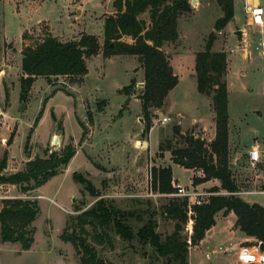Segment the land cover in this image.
Returning <instances> with one entry per match:
<instances>
[{
  "label": "rangeland",
  "instance_id": "obj_1",
  "mask_svg": "<svg viewBox=\"0 0 264 264\" xmlns=\"http://www.w3.org/2000/svg\"><path fill=\"white\" fill-rule=\"evenodd\" d=\"M115 1L0 0L1 152L8 151L12 169L22 171L27 162L36 157L47 159L54 153L59 156L69 145L76 150L85 143L83 148L86 150V153L79 150L68 168L63 173L65 167L60 168L40 190L24 194L20 186L0 184V199L30 198L37 200L40 206V214L34 223L36 234L32 248L20 252L14 246L16 244L3 246L0 242V264H80L72 244L62 239L65 229L71 233L73 219L109 192H115L117 198L105 197L107 200H112L119 209L133 213L134 218L129 219L128 224L135 235L153 218L157 224L155 232L164 241L174 232L176 223L164 215V208L170 198L177 196L151 193L149 174L152 167L171 165L174 179L188 190L192 186L196 192L203 193L206 202L212 196L228 195L213 183H191L192 177L203 178V175H193L192 170L171 163L172 154L166 150L169 143L174 149L184 146L183 139L174 135L175 127H179L183 135L191 134L207 144L215 138L216 124L214 131L213 127L205 130L199 124L191 126V119L202 115L207 102L213 107L212 96L198 92L195 61L214 32L216 21L223 16L216 0H198L196 5L191 0L192 12L181 15L178 21V41L164 45L163 50L180 82L169 93L165 110L151 111L153 127L148 135L144 134V115L138 99L144 88L141 85L144 84V70L137 57L104 58L100 53L88 60V73L82 81L65 77L50 81L38 78L28 99L21 101L25 47L34 46L49 35L62 42H71L78 41L84 34L95 35L103 45L105 19L116 13ZM234 3L233 19L237 18V21L232 19L224 30L216 33L213 51L225 52L228 57L225 80L230 100L229 126L232 139L243 151L235 158L230 155L231 164L238 163L237 167L230 164V168L239 190L236 196L242 198L255 187L258 191L264 190V178L260 176L264 165H261L263 171L253 170L246 153L253 144L259 145V151L264 152V25H249L247 0H234ZM260 5L264 9V0H260ZM140 19L150 24L148 12ZM243 28L250 41L242 42ZM125 40L132 42L130 38ZM132 80L136 84L131 95L122 92ZM40 112L42 118L35 128ZM179 114L184 118L179 119ZM165 116L171 117L172 122L163 124L161 119ZM83 127L86 128L84 137ZM31 130L34 132L28 151H25ZM13 134V143L9 144ZM73 172H80L90 180L94 191L75 182ZM245 198L264 206L262 193ZM234 215L217 214L216 224L206 233L205 240L189 250V264H240L238 260L232 261L231 256L260 241L244 239L242 232L237 234V217ZM193 225L192 221L183 225V239L190 238ZM112 236L114 249L95 245L99 255L109 263H167L137 236L131 242L115 234Z\"/></svg>",
  "mask_w": 264,
  "mask_h": 264
},
{
  "label": "trees",
  "instance_id": "obj_2",
  "mask_svg": "<svg viewBox=\"0 0 264 264\" xmlns=\"http://www.w3.org/2000/svg\"><path fill=\"white\" fill-rule=\"evenodd\" d=\"M223 16L215 23L205 49L199 52L195 61L198 92L212 96L216 113V135L210 144L193 135H183L179 127L173 129L174 135L183 139L184 146L174 149L169 143L166 150L172 154V162L184 165L186 169L201 171L203 178L194 177V185L218 180L227 196H212L202 205H189L187 198H170L165 206L164 215L175 221L174 232L163 241L155 232L157 224L150 218L134 234L128 224L134 218L133 213L119 209L113 201L99 199L91 208L73 219L72 231L63 235V240L74 247L80 264H112L99 255L96 246H109L114 249L113 234L131 242L137 236L144 245H150L166 264H189V250L204 240L206 233L216 224L220 212L225 215L234 213L237 217L235 227L247 237L261 242L264 251V206L244 201L236 196L239 191L230 168L229 150V99L225 77L228 72V57L225 52H214L213 46L217 32L225 29L235 17L234 0H216ZM116 13L108 16L104 23V43L100 44L95 35L84 34L78 41L62 42L56 37L46 36L34 46L23 50L21 79V101L28 94L38 78L50 81L52 78H70L82 81L87 75V62L102 53L104 58L113 56L137 57L144 70V88L138 97L144 115V134L151 131L153 109L162 110L169 93L179 83L178 76L170 64L163 47L166 43H175L179 39L178 21L181 15L192 12L191 0H116ZM150 14V24L140 19ZM130 38L132 42L125 39ZM135 81L124 87L122 92L131 95ZM42 112L35 120L34 127L42 118ZM84 128V127H83ZM34 130L26 141L25 151ZM86 135V128L83 137ZM15 134L9 140L13 143ZM161 150H164L160 146ZM165 150V151H166ZM76 150L67 146L61 155L51 154L47 159L36 157L29 161L22 171L6 174L9 152H1L0 138V184L20 186L26 194L44 186L66 167ZM150 189L161 195L177 193L173 186V171L170 166L152 167L150 170ZM75 182L91 192L94 191L90 180L79 173L73 174ZM40 214L37 200L30 198L0 199V242L20 244L23 251H29L35 243L36 227L34 223ZM193 221V230L188 240L183 239V225ZM96 245V246H95Z\"/></svg>",
  "mask_w": 264,
  "mask_h": 264
},
{
  "label": "crops",
  "instance_id": "obj_3",
  "mask_svg": "<svg viewBox=\"0 0 264 264\" xmlns=\"http://www.w3.org/2000/svg\"><path fill=\"white\" fill-rule=\"evenodd\" d=\"M199 2V1H198ZM247 3L249 4V7L250 6H252V4L253 3H256V0H247ZM259 3H260V0H259ZM248 7V8H249ZM236 21H237V18L235 19ZM249 25H252V27L254 26V25H256V24H251V23H249ZM251 27V26H250ZM245 31H244V36H243V38H242V42H247V40H249L250 41V38H248V32L246 33V29L245 28H243ZM247 36V38H245ZM243 51V50H242ZM244 51H247V50H244ZM264 54V53H263ZM227 75H228V72H227ZM227 75H226V77H227ZM226 77H225V79H226ZM2 78V76L0 75V79ZM84 79V78H83ZM180 82V81H179ZM226 82H227V80H226ZM178 85H179V83H178ZM177 85V86H178ZM176 86V87H177ZM175 87V88H176ZM228 88V87H227ZM174 90V89H173ZM172 92V91H171ZM228 99H229V92H228ZM165 104H166V101H165ZM229 108H230V100H229ZM165 109H162V111H164ZM142 113V112H141ZM178 118L180 119H183L184 118V116L182 115V114H179V116H178ZM140 120H141V122H142V120L143 119H141V117H140ZM212 122H213V126H212ZM180 124H181V122H179ZM196 124H199V125H201V127H203V129H207V128H210L211 129V127H213L214 129H213V131L215 130V124H216V113H215V111H214V109H213V107L212 106H210L209 104H208V102H207V104H205L204 105V109H203V112H202V115H200V116H198V117H194V118H192L191 119V126L192 125H196ZM182 125V124H181ZM65 130L67 131V129H66V127H65ZM212 130V129H211ZM215 133V132H214ZM232 131L230 130V126H229V150H230V155H231V157H237L239 154H240V152H243V151H241V149L239 148V146H237V144H236V141H234V139H232ZM80 135H81V133H80ZM215 136V135H214ZM74 138V137H73ZM75 139H77V138H75ZM85 143H83L78 149H76V155H78V153H79V150H82L83 152H85L86 150H85V148H83V145H84ZM148 146H150L149 145V143H148ZM253 148H257L258 150H260V148H259V145H257V144H253L252 146H251V148L248 150V151H246V153L248 154V161H249V154H250V151L253 149ZM85 150V151H84ZM260 152V157H259V169L261 170V171H263V169H261V165H264V162L262 161V156L264 155V152H262V151H259ZM86 153V152H85ZM76 155L73 157V159L70 161V163L69 164H71L75 159H76ZM25 162H27L26 160H25ZM12 163L13 162H11L10 161V159L8 160V167H7V170L5 171V173L6 174H10V173H15V172H18L20 169H12L13 168V166H12ZM171 163H173V162H171ZM175 164V163H174ZM237 161H235L234 162V164L232 165V166H235V167H237ZM178 165V164H177ZM68 166L69 165H67L64 169H63V171H62V173L64 172V170L66 169V168H68ZM171 168H172V166L171 165H169ZM179 166H181V167H184V166H182V165H179ZM185 168V167H184ZM189 170H192V169H189ZM172 171H173V168H172ZM193 171V175H195L196 173H198V174H200V175H203V173L201 172V171H194V170H192ZM74 173H76V172H73V174ZM77 173H80V172H77ZM112 174H114V172H111ZM262 173V172H261ZM61 174V173H60ZM261 177L263 176V178H264V172L260 175ZM193 178V177H192ZM192 178H191V183H192ZM173 183L174 184H180L179 183V181L178 180H176V179H174V173H173ZM211 183H213L214 185H217V186H220L221 187V183L218 181V180H211V181H208V182H206V183H204L203 185H207V184H211ZM255 183H259L258 182V180H256V182ZM48 184V183H47ZM254 184V183H253ZM181 185V184H180ZM46 185H44L43 187H45ZM183 186V185H182ZM43 187H41V188H39V190L40 189H42ZM192 187V186H191ZM99 188V187H98ZM262 191H264V190H260V191H258V188L257 187H255L253 190H250V191H247V192H249V194H246L245 196H249V195H253V194H257V193H264V192H262ZM245 196H242V198L244 199V201H246V202H249V203H251V204H254L255 202H252V201H249V200H246V198H245ZM105 197H107V198H110V199H114V200H116V198H117V196H116V193L115 192H109V193H106V195L105 196H102V197H100L99 199H106ZM98 199V200H99ZM107 200V199H106ZM112 200H109V201H112ZM96 203V202H95ZM94 203V204H95ZM230 215H234V213H230ZM235 216V215H234ZM236 217V216H235ZM237 219V218H236ZM235 223H236V220H235ZM212 230V229H211ZM210 231V230H209ZM209 231L207 232V234L209 233ZM236 233L238 234V233H241V231L240 230H238L237 229V231H236ZM243 235H245L244 233H243ZM244 239H247V240H249V239H251V238H249V237H247L246 235H245V237H244ZM205 240V239H204ZM203 240V241H204ZM202 241V242H203ZM7 244H11V243H3V246H7ZM17 244L18 243H16V245H14V246H16V249H18L20 252H22L23 250H22V248H21V245L19 244V246H17ZM256 245V244H255ZM17 250V251H18ZM20 252H18V253H20ZM238 253L239 252H236V253H234L232 256H231V260L232 261H235V260H238Z\"/></svg>",
  "mask_w": 264,
  "mask_h": 264
},
{
  "label": "built area",
  "instance_id": "obj_4",
  "mask_svg": "<svg viewBox=\"0 0 264 264\" xmlns=\"http://www.w3.org/2000/svg\"><path fill=\"white\" fill-rule=\"evenodd\" d=\"M247 13L249 15L251 24H256L259 26L264 25V18H263L264 9L260 4L257 5L256 3H253L252 6H250L247 9ZM262 50L264 53V43H262ZM172 120L173 119L171 117L165 116L161 119V122L163 124H166L172 122ZM259 157H260L259 150L257 148H253L249 154V165L253 170L256 171L259 170V163H260ZM149 176L151 182V175L149 174ZM173 186L177 190V193L174 194V196L187 198L189 205H202L203 203L206 202L205 199L203 198L204 194L196 192L195 188L193 187H191V190H188L180 184L173 183ZM150 191L151 193H154L151 189ZM190 234H192V230ZM238 262L240 264H264V251L261 250V245L241 248L238 253Z\"/></svg>",
  "mask_w": 264,
  "mask_h": 264
},
{
  "label": "water",
  "instance_id": "obj_5",
  "mask_svg": "<svg viewBox=\"0 0 264 264\" xmlns=\"http://www.w3.org/2000/svg\"><path fill=\"white\" fill-rule=\"evenodd\" d=\"M195 2V0H193V3ZM256 3H257V0H256ZM235 21V19H233V22ZM238 34L241 36L242 35V32L241 31H239L238 32ZM143 67V66H142ZM141 85H143L144 86V84H141ZM0 117H1V115H0ZM143 121V120H142ZM55 144H57V139H55ZM146 146H147V143L145 142L144 143ZM188 164V162H183L182 163V166H184V165H187ZM231 166H232V164H231ZM261 244H260V242H256V246H260Z\"/></svg>",
  "mask_w": 264,
  "mask_h": 264
},
{
  "label": "bare ground",
  "instance_id": "obj_6",
  "mask_svg": "<svg viewBox=\"0 0 264 264\" xmlns=\"http://www.w3.org/2000/svg\"><path fill=\"white\" fill-rule=\"evenodd\" d=\"M196 3H198V0H195V2H194V4L196 5ZM257 5H259L260 3H259V0H257V3H256ZM148 146V145H147Z\"/></svg>",
  "mask_w": 264,
  "mask_h": 264
}]
</instances>
